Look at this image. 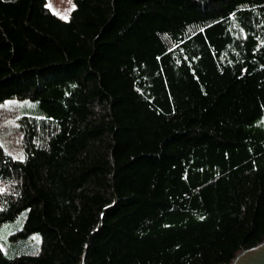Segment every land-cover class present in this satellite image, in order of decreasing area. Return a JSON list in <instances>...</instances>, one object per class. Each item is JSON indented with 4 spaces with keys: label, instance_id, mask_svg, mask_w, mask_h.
I'll return each mask as SVG.
<instances>
[{
    "label": "trees",
    "instance_id": "trees-1",
    "mask_svg": "<svg viewBox=\"0 0 264 264\" xmlns=\"http://www.w3.org/2000/svg\"><path fill=\"white\" fill-rule=\"evenodd\" d=\"M0 0V264H229L264 242V0ZM1 146V145H0ZM8 153V152H7Z\"/></svg>",
    "mask_w": 264,
    "mask_h": 264
},
{
    "label": "rangeland",
    "instance_id": "rangeland-1",
    "mask_svg": "<svg viewBox=\"0 0 264 264\" xmlns=\"http://www.w3.org/2000/svg\"><path fill=\"white\" fill-rule=\"evenodd\" d=\"M73 8V0H66L59 6L50 4L49 7L62 19L68 18ZM37 111L38 101L29 98H9L0 103V145L12 156H24L18 118L22 115L35 114ZM25 217L26 211H22L13 220L0 225V247L9 256L18 253H36L40 248L41 240L38 232L26 236L18 235Z\"/></svg>",
    "mask_w": 264,
    "mask_h": 264
},
{
    "label": "water",
    "instance_id": "water-1",
    "mask_svg": "<svg viewBox=\"0 0 264 264\" xmlns=\"http://www.w3.org/2000/svg\"><path fill=\"white\" fill-rule=\"evenodd\" d=\"M229 264H264V242L242 251Z\"/></svg>",
    "mask_w": 264,
    "mask_h": 264
},
{
    "label": "snow or ice",
    "instance_id": "snow-or-ice-1",
    "mask_svg": "<svg viewBox=\"0 0 264 264\" xmlns=\"http://www.w3.org/2000/svg\"><path fill=\"white\" fill-rule=\"evenodd\" d=\"M46 7H50V5H46ZM7 103V102H6ZM0 147H2V146H0ZM6 155H10L9 153H5ZM24 156L23 155H20V156H12V159H19L21 162H23V160H24ZM4 191V189L3 188H0V192H3Z\"/></svg>",
    "mask_w": 264,
    "mask_h": 264
}]
</instances>
